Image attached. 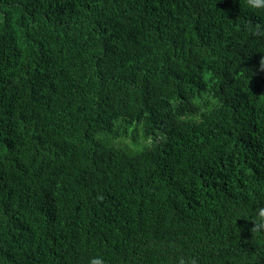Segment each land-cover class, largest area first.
<instances>
[{
    "label": "trees",
    "instance_id": "obj_1",
    "mask_svg": "<svg viewBox=\"0 0 264 264\" xmlns=\"http://www.w3.org/2000/svg\"><path fill=\"white\" fill-rule=\"evenodd\" d=\"M260 209L264 9L0 0V264H264Z\"/></svg>",
    "mask_w": 264,
    "mask_h": 264
},
{
    "label": "rangeland",
    "instance_id": "obj_2",
    "mask_svg": "<svg viewBox=\"0 0 264 264\" xmlns=\"http://www.w3.org/2000/svg\"><path fill=\"white\" fill-rule=\"evenodd\" d=\"M136 125L139 126L137 123H136ZM131 127H132L131 130L133 131L135 129V125H133ZM115 132H116V128H113L112 134H115ZM139 132H140V129H139ZM108 142H109V145H111V146L127 145L128 150L131 153H133V152H136L137 150H139L143 145L148 143V140L142 138V136L139 134V136L135 140H132L130 137L125 138L122 136H118V137H113L111 139H108Z\"/></svg>",
    "mask_w": 264,
    "mask_h": 264
},
{
    "label": "clouds",
    "instance_id": "obj_3",
    "mask_svg": "<svg viewBox=\"0 0 264 264\" xmlns=\"http://www.w3.org/2000/svg\"><path fill=\"white\" fill-rule=\"evenodd\" d=\"M248 6L252 9H264V0H247ZM264 228V209H260L257 217V221L254 223L253 230H259ZM88 264H104L103 258L94 256L89 259ZM181 264H184L181 261ZM193 264L195 262L193 261Z\"/></svg>",
    "mask_w": 264,
    "mask_h": 264
}]
</instances>
